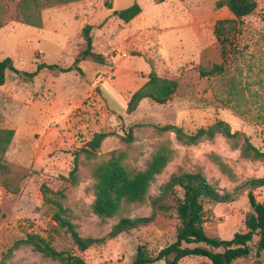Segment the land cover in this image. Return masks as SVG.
Instances as JSON below:
<instances>
[{"label": "rangeland", "instance_id": "obj_1", "mask_svg": "<svg viewBox=\"0 0 264 264\" xmlns=\"http://www.w3.org/2000/svg\"><path fill=\"white\" fill-rule=\"evenodd\" d=\"M62 1L28 0L27 11L32 13L29 19H46V26L38 28L24 24L23 0H0V60L11 58L21 71L8 74L5 90L11 91L14 83L23 84L27 90L24 103L18 106L33 101L53 106L57 100L63 116L80 118L74 137L68 136L73 143L66 139L67 144L41 151V133L20 132L5 154L4 163L14 171L10 180L20 190L16 194L8 192L0 177V263L60 264L31 247H21L7 256L10 247L26 234L49 239L57 210L55 200L69 209L81 236L100 239L81 252L69 235H58L52 239L58 251L80 256L87 264H130L139 246L155 256L174 243L180 222L176 217L158 216L147 227L110 239L109 232L121 218L150 216L152 209L150 201L145 205L125 204L115 218L102 221L97 217L91 209L95 199L91 171L95 163L108 160L114 153L122 157L123 165L133 173L143 170L155 153L166 149L170 161L151 185L150 199L160 195L162 186L173 175L182 173L203 174L220 193L233 192L249 179L264 177V161L241 154L246 138L262 145L257 133L264 131V126L253 119L259 111L257 106L264 102V0H257L255 13L246 17L241 30L233 34L234 46H228L226 60L214 27L218 20L230 19L232 14L227 8H216L219 0ZM136 2L142 8L136 20L125 23L115 15ZM87 25L93 27L94 51L105 56V63L90 61L84 73L62 72L61 69L75 66L80 58L85 47L83 28ZM39 51L43 52L40 57ZM223 62L225 70L221 75L201 76L202 69ZM43 63L60 67L37 72ZM35 72L33 78L23 76ZM151 72L177 80L176 94L165 105L145 99L133 114H127L128 93L119 87L118 79L130 83L131 93ZM104 79L107 81L103 82ZM53 82L63 86H56L57 94L52 91ZM232 84L245 87L243 109H250L246 116L238 114L227 100ZM100 94L106 97L104 102L98 98ZM11 100L5 92L0 93V122L4 112L15 111L17 105ZM217 120L228 123L232 132L240 133L239 137L233 140L217 135L188 144L174 132L161 131L162 127L175 125L187 135H194ZM83 124L87 125L86 130L79 127ZM100 132L112 134L92 159L80 154L76 184L65 180L63 177L68 178L74 169L75 153ZM130 132L133 140L128 142L125 139ZM220 162L229 167L234 179L222 170ZM254 194L259 202H264V188L256 189ZM204 207V228L209 237L229 240L235 233L246 231L245 220L252 211L247 193L228 204L205 202ZM180 264H209V260L189 257ZM233 264H264V252L260 258L253 252Z\"/></svg>", "mask_w": 264, "mask_h": 264}, {"label": "trees", "instance_id": "obj_2", "mask_svg": "<svg viewBox=\"0 0 264 264\" xmlns=\"http://www.w3.org/2000/svg\"><path fill=\"white\" fill-rule=\"evenodd\" d=\"M38 1V0H37ZM35 0V2H37ZM80 0H63L61 3H72ZM28 0H23L24 24L41 27V19L38 22L32 21V13L27 11ZM50 4H55L50 2ZM109 8L111 6L108 5ZM226 7L232 14L230 19L218 20L214 27V34L221 46V53L225 57L229 53V47L234 46L233 34L239 32L243 20L254 14L258 8L257 0H219L216 8ZM142 12L141 6L136 2L129 8L115 12V15L125 23L131 22ZM2 28V27H0ZM92 26L83 28L85 47L80 53V58L76 59L75 66L80 61L88 60L95 63L104 64L105 58L102 54L96 53L91 35ZM241 30V29H240ZM226 62V61H225ZM225 62L216 64L211 68L201 70L202 77H213L221 75L225 70ZM58 69V65L40 64L41 69ZM74 67L61 69L62 72H70ZM81 72L80 68H77ZM35 73H24L23 76L33 78ZM9 73L21 74L11 58L0 60V86L5 85ZM179 84L175 79L158 76L151 72L147 82L138 89L127 102V114H133L140 103L145 99H151L159 105L170 102L176 94ZM244 88L242 85L232 84L228 91V102L232 103L236 112L242 116L249 114V110L243 109L245 101L243 98ZM258 103V102H256ZM254 104V102H253ZM259 111L254 115V121L264 126V102L257 106ZM251 108V107H250ZM164 132H174L176 136L188 144H196L202 138L213 139L217 135H222L227 139L236 140L240 133L232 132L228 123L217 120L209 128H201L194 135H187L182 128L175 125H168L161 128ZM112 133H96L86 147L80 149L74 155V169L68 178L76 184V174L79 170V156L85 154L87 159H92L97 155L105 139ZM262 138V145L257 146L245 139V146L241 149V154L245 158L264 161V131L257 133ZM15 136L13 130L0 129V177L4 188L13 194L19 192V186H15L10 180V175L14 171L4 163V156ZM126 141L133 140L130 132ZM166 150V149H165ZM164 149L155 153L148 161L143 170L130 173L122 163L121 156L112 153L111 158L106 161L95 163L91 175L94 185V202L91 206L92 212L102 221L115 218L121 211L123 205H145L150 201V216L136 218H121L108 234L110 239L118 238L132 230H139L154 223L158 216L176 217L180 226L177 229L176 241L158 252L157 255H149L146 250L139 246L134 260L130 264H180L183 259L189 257H203L209 260V264H233L235 261L247 258L255 253L256 258H260L264 252V202H259L254 194L256 189L264 188V177L252 178L243 185L238 186L233 192L220 193L208 182L201 173H182L173 175L163 186L159 196L150 199L149 189L168 165L170 156ZM219 161V159H218ZM220 166L230 178H235L229 167L222 162ZM14 185V186H13ZM242 193H247L248 202L252 211L245 220L246 231L235 233L229 240L209 237L206 234L204 224L206 211L205 202L212 204H228ZM56 212L53 215L50 237L46 239L39 235L26 234L25 237L16 241L9 249L7 256H11L14 251L21 247H31L35 252L42 254L46 258L60 261V264H87L80 256L66 254L58 251L52 244V239L58 235H69L74 246L81 252H85L95 245L100 239L83 237L77 231V226L72 222L69 209L64 207L59 201H53ZM1 215V209H0ZM0 264H4L2 261Z\"/></svg>", "mask_w": 264, "mask_h": 264}, {"label": "crops", "instance_id": "obj_3", "mask_svg": "<svg viewBox=\"0 0 264 264\" xmlns=\"http://www.w3.org/2000/svg\"><path fill=\"white\" fill-rule=\"evenodd\" d=\"M62 18L64 17H57V19H62ZM136 18H134L133 20H136ZM69 19H71V17ZM41 21H42V26L38 28H43L47 24L45 17H43ZM67 40L68 38H66L65 42H67ZM88 64H90V61L83 60V61H80L77 64V66H73V67H74V70H77V68H80L82 72L84 73L85 68L86 66H88ZM97 70H100V69H97ZM105 80L106 79H104L103 82ZM147 80H148L147 78L146 80L144 79V83H142L140 87L131 91V93H130L131 85L129 82L128 83L126 81L121 82L119 79L117 82H118L119 87L125 89L126 92L128 93V99H126V101H128L130 100L131 96L147 82ZM103 82L100 83L99 86H102ZM52 86H53L52 91H55V93H56V89L58 86L63 87L62 84L58 85V83L56 84L54 82L52 83ZM6 87H8V77H7V81L5 85L0 86V93L5 92L6 94H8L9 97H11L12 99L11 102L13 103V105L14 106L17 105V106L14 108L15 111L12 114H8L7 112L3 113L4 115L0 122V129L1 130H13L15 132V136L11 144L14 142V140L20 134V132L21 133L23 132L26 134H34V133L40 134L41 133L42 134V138L40 142L41 151L52 150V149L57 148V145L61 146V145L67 144L66 139L69 140L68 136L74 137V134L76 132V129L74 127H75V124L79 122L80 118L73 120V118H71L70 115L63 116L61 109L59 110L57 108V105H58L57 100L53 101V106L44 105V104H41L40 102L38 103V102L33 101L31 103H28L27 106L21 104L22 105L21 107V105L18 106V104H20L21 102L24 103V100H23L25 96L24 93L26 92L27 87L23 84L14 83L11 91L9 92L5 90ZM67 98L69 99V97ZM98 98L101 99L103 102L104 100H106V97L104 95L102 96L101 94L98 96ZM70 119H72L73 121H71ZM84 124L79 127L86 130L85 128L87 125H84ZM51 138H54L55 140L52 141ZM69 141H71V143L74 142L71 139ZM11 144L9 148L12 146Z\"/></svg>", "mask_w": 264, "mask_h": 264}, {"label": "built area", "instance_id": "obj_4", "mask_svg": "<svg viewBox=\"0 0 264 264\" xmlns=\"http://www.w3.org/2000/svg\"><path fill=\"white\" fill-rule=\"evenodd\" d=\"M42 55H43L42 51H39L38 54H37V56H39V57L42 56ZM124 56H126V55H124Z\"/></svg>", "mask_w": 264, "mask_h": 264}]
</instances>
